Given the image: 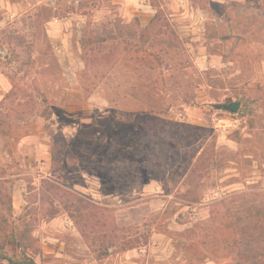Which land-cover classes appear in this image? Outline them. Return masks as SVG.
Segmentation results:
<instances>
[{
    "label": "rangeland",
    "instance_id": "1",
    "mask_svg": "<svg viewBox=\"0 0 264 264\" xmlns=\"http://www.w3.org/2000/svg\"><path fill=\"white\" fill-rule=\"evenodd\" d=\"M0 264H264V0H0Z\"/></svg>",
    "mask_w": 264,
    "mask_h": 264
},
{
    "label": "trees",
    "instance_id": "2",
    "mask_svg": "<svg viewBox=\"0 0 264 264\" xmlns=\"http://www.w3.org/2000/svg\"><path fill=\"white\" fill-rule=\"evenodd\" d=\"M225 108L231 111H236L239 109V103L237 102H231L229 104L224 105Z\"/></svg>",
    "mask_w": 264,
    "mask_h": 264
},
{
    "label": "water",
    "instance_id": "3",
    "mask_svg": "<svg viewBox=\"0 0 264 264\" xmlns=\"http://www.w3.org/2000/svg\"><path fill=\"white\" fill-rule=\"evenodd\" d=\"M237 103H239V102H237ZM239 105H240V103H239Z\"/></svg>",
    "mask_w": 264,
    "mask_h": 264
},
{
    "label": "crops",
    "instance_id": "4",
    "mask_svg": "<svg viewBox=\"0 0 264 264\" xmlns=\"http://www.w3.org/2000/svg\"><path fill=\"white\" fill-rule=\"evenodd\" d=\"M16 205V204H15ZM54 219H56V218H54Z\"/></svg>",
    "mask_w": 264,
    "mask_h": 264
}]
</instances>
